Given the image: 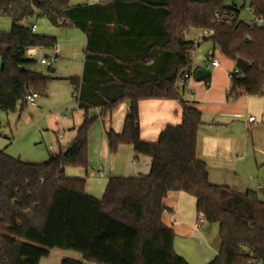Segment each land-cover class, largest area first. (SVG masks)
<instances>
[{
  "label": "trees",
  "instance_id": "obj_1",
  "mask_svg": "<svg viewBox=\"0 0 264 264\" xmlns=\"http://www.w3.org/2000/svg\"><path fill=\"white\" fill-rule=\"evenodd\" d=\"M246 1L255 17L264 18V0ZM217 14L229 21H216ZM38 17L58 28H75L86 38L82 77L70 80L85 118L70 148L45 163L0 152V264H40L53 250L82 256L61 264H188L175 252V233L162 220L171 193L195 198L198 214L208 225H218L219 255L210 264H264V203L253 193L209 182L208 167L197 157L202 114L179 94L196 46L187 37L210 31L204 37L225 58L249 65L245 74H230L228 99L263 95L264 27L250 30L225 0H110L79 6L70 0H0V18L12 21L11 31L0 34V109L7 114L24 109L29 95L46 96L52 80L33 71L37 61L27 56L29 49L57 46L56 39L36 35L35 25L24 26ZM143 101L179 102L181 124L165 129L156 143L142 142ZM122 104L130 110L118 134L110 122ZM92 110L100 112L112 155L131 146L136 156L151 159L146 176L110 177L102 199L86 193L85 180L65 175L67 167H88Z\"/></svg>",
  "mask_w": 264,
  "mask_h": 264
},
{
  "label": "rangeland",
  "instance_id": "obj_2",
  "mask_svg": "<svg viewBox=\"0 0 264 264\" xmlns=\"http://www.w3.org/2000/svg\"><path fill=\"white\" fill-rule=\"evenodd\" d=\"M101 1L110 0H70L72 6L97 4ZM227 7H236L241 18L251 21L248 15L249 4L246 0H225ZM36 26L35 34L47 38L56 39V44L61 47V57L56 61L52 69L55 73L49 72L50 68L40 64V56L48 57L51 49H41L37 58V64L32 70L45 77L52 78L49 83L47 95L37 97L35 100L37 108L27 104L24 109L18 107L14 113H5L0 109V152L30 164H41L47 162L51 156L64 152L71 146L78 135V130L83 124L85 113L78 109L77 102L73 96L74 90L70 83L71 79H80L83 74V62L86 49L85 36L72 27L58 28L53 26L47 19L41 17L24 22V26ZM12 29V21L9 18H0V34H8ZM188 40H195V47L191 52L192 68L204 70L209 52H213L220 62L218 70L209 69L207 72L212 76L211 86L218 92L232 89L231 73L236 71L235 62L225 58L218 49H215L212 42H203V35L193 31ZM2 59L0 58V70ZM191 71V70H190ZM206 81L195 82L194 77L185 83L179 84V94L183 100L203 101L206 90ZM194 85H202V89L193 88ZM227 94H224L226 100ZM240 98V97H239ZM229 109L223 108L219 111L221 119L235 122L225 130L226 134L234 139L236 145L226 162L230 167L235 168L231 179L236 172L237 177L231 180V184L244 192L250 190L256 193L259 199L264 202V96L262 98H251V104L246 101L228 99ZM250 111V112H249ZM230 115L231 117H228ZM239 116L235 118L234 116ZM247 115L258 119L259 127L248 131L245 129ZM66 117V119H65ZM89 117L94 119L88 134V167H67L65 175L67 178L85 180L92 184L95 191L91 195L102 199L109 179V170L106 164L111 167V161L104 158L101 153L102 140L104 137L103 122L99 110H92ZM209 119V118H208ZM222 133V131L220 130ZM64 139H60V136ZM108 157L112 154L107 149ZM118 159V158H116ZM119 167V163L117 162ZM109 169V168H108ZM103 173V176L99 172ZM209 229L217 225L208 226ZM62 250L50 253L48 258L43 259V264H61V257L58 256ZM69 253H74L67 251ZM77 255V254H76ZM90 264V263H86Z\"/></svg>",
  "mask_w": 264,
  "mask_h": 264
},
{
  "label": "crops",
  "instance_id": "obj_3",
  "mask_svg": "<svg viewBox=\"0 0 264 264\" xmlns=\"http://www.w3.org/2000/svg\"><path fill=\"white\" fill-rule=\"evenodd\" d=\"M202 41L208 42L209 40L203 36ZM57 46L61 51V47L59 45ZM219 68L212 70L215 71ZM50 71L51 70H49V72ZM211 78L210 82H206L207 84L205 83L206 90L204 92L203 101L198 99L197 101L185 100L191 104H194L195 107L201 112L202 121L204 123L198 133L197 157L206 163L208 167V178L211 184L228 187L232 191L240 194L253 193L256 195V193L251 192L248 189L244 192L241 190L240 192V188L238 189L237 186L231 184V180L234 179V176L236 178L237 174L234 172V175L231 179L232 172L236 170H234L235 168L227 165L226 162L229 161L227 158L229 153L231 154V150L236 145V143L234 142V139L227 135L223 130H225L235 121H226L224 119L218 118L220 117L219 111L223 110V108L229 109L231 107L228 100V90H224V93L218 92L214 86H211ZM200 86L201 87H199V85H194L193 88L199 87L202 89L203 86ZM224 94H227L226 100L224 99ZM263 96L264 94L253 97L262 98ZM253 97L242 95L240 98H238V100L235 101V103L238 101H246L247 105H250L251 98ZM37 107L38 106L36 105L35 108ZM129 110L130 108L128 104H122L112 114L110 127L116 133L120 134L122 132L124 121ZM181 112V105L177 101L140 102L139 116L141 141L145 143H156L160 134L165 129L169 127H177L181 124ZM227 116L231 117L230 115ZM246 116L247 115L243 117V119H245L244 125L246 130L251 131L259 127L258 119L255 118V123H249L248 119L252 116H249L248 119ZM234 117L240 119L238 115ZM262 122L264 123V121ZM103 130L105 138L102 140L101 153L104 158H107L111 161L112 166L109 167L106 164L105 167L107 168V171L109 170V178H137L149 174L151 169V159L145 156H136L131 146H121L116 155H112L111 158L108 157V143L106 140L104 125ZM69 148L70 146L67 149ZM117 162L119 163V167L117 166ZM99 174L103 176L101 171ZM93 191H95L93 185L87 184L86 193L91 196L94 195ZM257 198L259 201H261L258 196ZM164 204L167 208V211L164 213L162 220L164 225L168 228H171L175 233V252L184 260H186L188 264H210L219 255V228L218 230L215 228L209 229L208 226L212 225H208L204 219L202 222L200 221L201 214H198L196 210L195 198L185 193L169 194L164 201ZM61 252L62 253H59L58 255L61 257V262L65 258L78 261L82 260V256L77 253H69L64 250ZM43 262L44 261L41 260L40 264H43Z\"/></svg>",
  "mask_w": 264,
  "mask_h": 264
},
{
  "label": "built area",
  "instance_id": "obj_4",
  "mask_svg": "<svg viewBox=\"0 0 264 264\" xmlns=\"http://www.w3.org/2000/svg\"><path fill=\"white\" fill-rule=\"evenodd\" d=\"M92 4H94V3H92ZM248 15L252 18L251 21H248L246 18H241V19L249 25L250 30H252L254 28L264 27V18L255 17L254 11L250 8H249ZM232 18H235V17H232ZM228 19L229 18L227 15H225V16H221L220 14L216 15V21L226 22V21H229ZM35 30H36V26L33 27V31H35ZM211 34H212V32H210V31L203 32V36H205V37H209V36H211ZM40 51H41V49H39V48L29 49L27 51V56L29 58H33V59L37 58L40 54ZM60 53H61V51H60L59 47L55 46L51 49L50 55L48 57L40 56L39 62L41 65L51 68L53 66V64L59 60ZM205 66H206V68L204 70H206V71L209 69H217L220 67L219 60L215 57L213 52L208 53ZM197 70H199V68H192L190 72L185 73L183 76V81L186 82V81L190 80L192 77H194ZM234 74L240 75L241 72L239 70H236L234 72ZM37 97H38V95H36V94L29 95L26 98V102L28 104H31L33 107H35L36 106L35 100ZM65 119H66V117H65ZM248 121H249V123H255L256 119L254 117H250L248 119ZM60 139H63L62 135L60 136ZM203 219H204V217H203V215H201L200 221L202 222ZM249 264H257V263L250 262Z\"/></svg>",
  "mask_w": 264,
  "mask_h": 264
},
{
  "label": "water",
  "instance_id": "obj_5",
  "mask_svg": "<svg viewBox=\"0 0 264 264\" xmlns=\"http://www.w3.org/2000/svg\"><path fill=\"white\" fill-rule=\"evenodd\" d=\"M236 68L239 70L242 74H245L249 70V65H247L245 62L242 60H238L236 62ZM51 73H54V70L51 69ZM209 77V73L206 70L199 69L196 71L194 75V80L195 82H201L207 80Z\"/></svg>",
  "mask_w": 264,
  "mask_h": 264
}]
</instances>
